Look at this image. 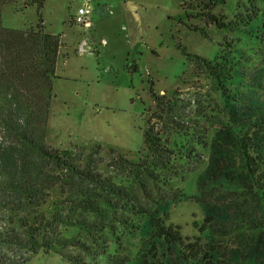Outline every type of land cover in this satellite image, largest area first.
I'll return each mask as SVG.
<instances>
[{
    "label": "trees",
    "instance_id": "obj_1",
    "mask_svg": "<svg viewBox=\"0 0 264 264\" xmlns=\"http://www.w3.org/2000/svg\"><path fill=\"white\" fill-rule=\"evenodd\" d=\"M231 1L197 0L180 19L264 43V0H234L224 14ZM44 3L0 0V10L40 11ZM41 23L14 30L0 21V264H31L39 250L68 246L55 234L62 227L80 233L83 242L71 238L73 245L93 248L106 264H264L263 70H252L233 44L212 61L178 44L218 94L220 116L208 125L199 94L150 88L154 110L141 150L128 157L107 148L105 164L100 145L45 142L60 41ZM190 28L208 38L204 28ZM202 153L207 164L191 197L175 182L202 163ZM190 200L202 212L194 240L170 221L172 209Z\"/></svg>",
    "mask_w": 264,
    "mask_h": 264
},
{
    "label": "rangeland",
    "instance_id": "obj_2",
    "mask_svg": "<svg viewBox=\"0 0 264 264\" xmlns=\"http://www.w3.org/2000/svg\"><path fill=\"white\" fill-rule=\"evenodd\" d=\"M197 0H90L91 27L87 31L72 22L82 0H45L38 11L8 4L0 10L5 29L34 28L42 19L43 31L59 36L60 48L49 102L46 144L54 149L74 145L89 149L100 145L105 164L107 148L135 157L143 146L146 120L154 110L149 90L159 95L179 92L197 93L207 106L208 125L220 116V99L201 72L188 64L178 50L212 61L226 44H233L249 58L252 70H263L264 43L247 41L238 33L205 26L198 19L185 20L187 5ZM223 8L232 14L236 1ZM219 10L216 11V13ZM204 28L208 38L190 27ZM86 51L78 52L81 44ZM152 85H151V83ZM212 132V131H211ZM0 129V137H2ZM191 169L175 187L188 196H199L197 179L206 167ZM202 220L196 200L172 209L170 221L179 226L184 237L197 238L194 222ZM58 228L60 239L68 246L30 256L31 264H106L93 248L73 245L71 238L83 242L75 229ZM108 243V242H107ZM106 243V244H107ZM110 244V243H109ZM113 248V245H111ZM124 254V253H123Z\"/></svg>",
    "mask_w": 264,
    "mask_h": 264
},
{
    "label": "built area",
    "instance_id": "obj_3",
    "mask_svg": "<svg viewBox=\"0 0 264 264\" xmlns=\"http://www.w3.org/2000/svg\"><path fill=\"white\" fill-rule=\"evenodd\" d=\"M72 22L75 26L87 31L91 27V5L90 0H82V3L77 8L76 15L73 17ZM87 45L81 44L78 48L79 53L86 51ZM89 49V48H88Z\"/></svg>",
    "mask_w": 264,
    "mask_h": 264
}]
</instances>
